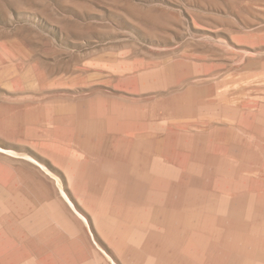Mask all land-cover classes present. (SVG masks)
<instances>
[{"label": "rangeland", "instance_id": "1", "mask_svg": "<svg viewBox=\"0 0 264 264\" xmlns=\"http://www.w3.org/2000/svg\"><path fill=\"white\" fill-rule=\"evenodd\" d=\"M114 263L264 264V0H0V264Z\"/></svg>", "mask_w": 264, "mask_h": 264}, {"label": "bare ground", "instance_id": "2", "mask_svg": "<svg viewBox=\"0 0 264 264\" xmlns=\"http://www.w3.org/2000/svg\"><path fill=\"white\" fill-rule=\"evenodd\" d=\"M63 191V190H62ZM65 195V194H64ZM67 199V198H66ZM68 200V199H67ZM69 201V200H68ZM70 202V201H69ZM82 218V217H81ZM115 264V263H114Z\"/></svg>", "mask_w": 264, "mask_h": 264}]
</instances>
